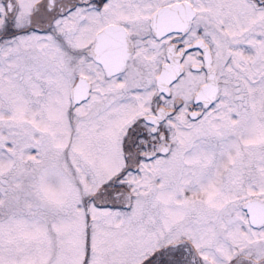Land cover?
Segmentation results:
<instances>
[{
    "label": "snow or ice",
    "instance_id": "6c2138e0",
    "mask_svg": "<svg viewBox=\"0 0 264 264\" xmlns=\"http://www.w3.org/2000/svg\"><path fill=\"white\" fill-rule=\"evenodd\" d=\"M0 264H264V0H0Z\"/></svg>",
    "mask_w": 264,
    "mask_h": 264
}]
</instances>
